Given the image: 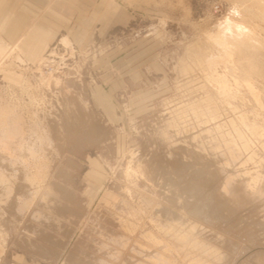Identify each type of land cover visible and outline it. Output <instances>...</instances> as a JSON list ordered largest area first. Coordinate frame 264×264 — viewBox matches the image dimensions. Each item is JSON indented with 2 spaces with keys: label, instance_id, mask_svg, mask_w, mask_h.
<instances>
[{
  "label": "rangeland",
  "instance_id": "obj_1",
  "mask_svg": "<svg viewBox=\"0 0 264 264\" xmlns=\"http://www.w3.org/2000/svg\"><path fill=\"white\" fill-rule=\"evenodd\" d=\"M111 1L0 21V264H264V0Z\"/></svg>",
  "mask_w": 264,
  "mask_h": 264
},
{
  "label": "crops",
  "instance_id": "obj_2",
  "mask_svg": "<svg viewBox=\"0 0 264 264\" xmlns=\"http://www.w3.org/2000/svg\"><path fill=\"white\" fill-rule=\"evenodd\" d=\"M132 19L130 10L119 11L111 0H0V21H26L20 25L48 29L78 44L94 36L108 37Z\"/></svg>",
  "mask_w": 264,
  "mask_h": 264
}]
</instances>
